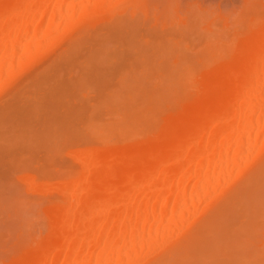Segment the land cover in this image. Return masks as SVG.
Here are the masks:
<instances>
[{
    "label": "bare ground",
    "instance_id": "obj_1",
    "mask_svg": "<svg viewBox=\"0 0 264 264\" xmlns=\"http://www.w3.org/2000/svg\"><path fill=\"white\" fill-rule=\"evenodd\" d=\"M200 1L204 0H0V90L29 64L45 57L70 37L69 41L77 33L94 29L108 16L121 15L116 23L112 17V22L109 20L110 24H106L112 25V29L105 26V30L111 40L117 37L115 40L119 46L121 43L124 52L118 50L122 54L114 48L118 43L110 42L106 33L104 42L107 39L110 45L100 44L103 39L94 44L99 36L93 35L97 30L104 31V27L95 28L92 34L90 30L88 38V44L93 41L94 45H99L95 48L102 50L91 53L96 58L90 55L89 64L98 57L97 60L103 61L104 50L107 51L105 46L112 51L113 42L115 46L112 44L111 48L118 52L116 56L124 59L119 67L113 65L114 69L108 71L110 67L106 66L100 73L99 66L100 69L90 66L93 69L92 73L87 71L89 78L85 68L83 70L88 81L83 80V73V81L80 76L77 81L68 79L74 82L72 86L78 82L75 88L71 87L73 93L75 89L86 87L92 75L91 82L96 85L101 81L98 76L105 74L101 75L103 78L100 76L103 79L100 83L106 85L110 78L119 74L120 87L116 88L120 89H115L118 91L116 96L115 90L109 94L111 88L117 86V83L115 86L111 83L116 80L108 81L113 84L111 88L105 86L111 90L104 89L100 83L96 85L99 87L100 84L99 89H104L103 97L113 93L111 100L108 96L99 98V103L104 100L99 106L105 108L110 101V109L114 101L118 107L114 103L111 107L119 110L120 93L124 94L122 99L127 100L131 108L124 103L127 106H122L124 110L112 109L127 114L130 123L127 119L122 120L126 117L122 113L121 120L127 121L129 127L125 122L122 126L132 131L126 134L127 129H119L118 134L122 131L124 134L122 142L119 137L116 140L119 142L107 139L111 132H118L114 130L117 125L119 128L121 120L115 121L117 125L113 127V124V129L108 127L111 130L107 125L101 129L109 130V134L101 133L98 131L101 128L99 120L93 115L98 110L104 113L105 109L101 107V111L97 106L95 114V108L90 109L86 117V120L90 118L88 126L96 119L95 123L97 121L96 125L100 127L94 128L95 123H91L93 135L100 134L94 139H103V134L105 141L97 139L100 144H96L94 140V145L76 149L71 154L80 165L78 172L51 177L36 174L30 168L19 170L15 166L22 164L16 158L18 156H13L17 151L12 152V146L25 135L14 129L17 126H8L12 124L8 123V118L15 111L5 116L1 110L0 120L8 117L5 118L6 126L19 132L21 137L18 139L17 134L6 129L16 137L11 138L13 144L10 145L9 134L0 128V135L4 133L5 137L0 136V148L1 141L7 140L6 147L3 145L0 150L4 149V153L7 151L8 156L14 157L10 159L15 164L8 161L18 169L13 167L15 174L19 171V175H11L14 170L9 171L10 166L5 163L7 154L4 156L0 151V264H264V0H223L224 6L222 0ZM150 17L155 20L156 27L170 26L174 31L169 30L166 35L152 33L156 30L141 34L138 28L146 24L141 22ZM92 23L95 24L91 27ZM195 32L199 34L196 39L192 38ZM81 35L83 37V33ZM83 38L87 39L86 36ZM97 60L92 65H96ZM70 63L66 60L65 67ZM65 69L62 77L69 71ZM94 70L100 75L97 76ZM106 71L114 72V75ZM57 75L54 79L49 76V81L57 80L55 85L64 92L71 82L66 80L67 77H60L69 83L67 87V82L64 84L55 79ZM154 77H158L157 83ZM149 84L152 90L155 88L154 92ZM58 87L52 92L57 93L49 92L51 98L42 101V96L48 95L47 91L41 96L42 103L40 97L36 100L41 103L44 113L37 110L36 102H33L36 107L32 110L25 108L28 112L23 117L28 118V126L32 120L35 123L41 118L42 122L38 123L45 125L46 117L50 116L49 121H52L59 114L57 120H53L55 125L46 123L49 133H44L48 135L41 133L45 127L42 131L40 127L36 128L46 136V142L50 140L47 143L43 140L45 136L42 139L40 133L34 134V123V133L27 134L32 128L26 124L23 132L31 128L26 134L34 135L41 148H47L54 141L53 137H56V143L61 132L60 137L69 131L65 123L72 111L67 107L70 105L68 96L73 99L72 93L67 89L64 95L68 93L63 101L67 111L58 109L63 106L64 98ZM94 87L92 89L100 95L99 89ZM136 90L142 92L138 97ZM131 92L137 102L139 96L142 97L139 98L142 100L138 103L139 109L135 107L137 103L133 104L134 99L133 102L130 99L132 103L127 99ZM21 103L17 107H22ZM49 109L56 113H50ZM21 111L25 115L23 109ZM20 114L18 122L23 118ZM12 118L16 121L13 115ZM27 118L21 122L28 123ZM59 120L61 122L57 124ZM2 121L0 126L7 128ZM12 126H15L14 121ZM55 126L56 131L61 130L59 133L52 129ZM19 142L21 140L17 145Z\"/></svg>",
    "mask_w": 264,
    "mask_h": 264
},
{
    "label": "rangeland",
    "instance_id": "obj_2",
    "mask_svg": "<svg viewBox=\"0 0 264 264\" xmlns=\"http://www.w3.org/2000/svg\"><path fill=\"white\" fill-rule=\"evenodd\" d=\"M184 1H188V0H184ZM195 1V0H194ZM213 1V0H212ZM196 2H199V0L197 1L196 0ZM201 2V1H200ZM205 2V0L203 1V2H201V3H204ZM207 2V1H206ZM205 2V3H206ZM214 2H221V1H218V0H214ZM223 3V4H222ZM222 5L224 6V2H223V0H222ZM114 16V15H113ZM113 16H108V17H106V20H105V22L103 21V22H101L100 24H98L97 22V26L95 27V26H93V28L95 27L96 29L98 28V29H102L103 27H104V31H102L101 32V30H97L96 31V33L93 35V36H95L96 34V38H98V36H99V38H98V40L96 39V41L94 42V44L95 43H98L99 41H101L102 39H103V43H100V44H104V43H108L109 41V39H110V42L111 41H113V39L111 40V38L110 37H108V35H109V33L107 34L106 32V30H105V26H108V27H106V29H108L109 27V29H112L111 28V26L112 25H106V24H110V22H112V20L114 21L115 20V23H116V19L117 20H119L120 18H122V17H120L121 15H115L116 17L114 18ZM118 16V17H117ZM113 17V18H112ZM112 18V20H110ZM150 19V20H149ZM148 20H145V21H143V22H141V23H146V24H140L141 25V27H139L138 29H140L141 30V34H146L147 35V33H149V34H151V32L150 31H152V30H156L155 32L153 31L152 33H159L158 35H166V34H169V30H172L171 28H170V26H169V28H167L168 26H165L164 27V29L162 28V27H160V26H162V25H160V26H158L157 25V27L155 26L156 25V22H155V20L153 19V18H149ZM152 19V20H151ZM109 20H110V22H109ZM101 21V20H100ZM114 23V22H113ZM93 24H95V23H92L91 24V27H92V25ZM103 24H105V25H103ZM157 24H159V23H157ZM114 25V24H113ZM156 28H155V27ZM173 25H171V27H172ZM175 27H178V25L177 24H175V26H174V28ZM180 27V26H179ZM183 26L181 25V27L180 28H182ZM94 28V29H95ZM94 29H87L86 31L88 32L89 31V33H87L86 31L84 32V31H82L81 33H83V37H85L86 36V40H84L85 38H83L82 37V35H81V33H77V34H79V36L78 37H76L77 36V34H76V38L75 37H73L70 41H69V39L71 38H69L68 40H66V41H64L63 43H61V44H59L58 45V47L56 48L55 47V50H53V51H49V53H47V55L45 56V57H42V58H40V59H38V60H36V61H34V62H32L31 64H29L28 66H27V68H24L23 69V71H21V73H20V75H18V77L17 78H15L13 81H11L10 83H8L7 85H5L3 88H1V90H0V107H2V105L4 104V106L2 107V108H0V114H1V110L3 111L2 112V114H4L5 116L6 115H8V114H10V112L11 111H15L14 113L13 112H11V113H13L12 115L14 116V118H16V121H15V119H13L12 118V120L14 121V123H15V126H12L13 125V121L11 120V117H12V115H11V117L10 118H8V117H2L1 118V120H3L2 121V123L3 124H5V126L4 127H7L6 125L8 124V123H10L11 125H8V126H11V127H16V128H14V129H18V131L20 132V134L21 135H25V137H24V139H20L21 140V142H19L18 143V145H17V142L18 141H20V140H18L17 141V139H15V141H17L16 143H12L13 141L11 140V138L14 140V138H16V137H13V135L14 134H17V137H18V139H19V137H21V135L20 136H18V134H19V132H16V130L15 131H13V130H10V128L9 127H7V128H2L1 126H0V128H1V130H2V132H3V130H5V133L8 135V136H12V137H10V138H8V136L7 135H5V136H7V139L9 140L10 139V145H12L13 144V146H12V152H13V150L15 149L16 151H17V153L16 152H14L13 153V156L15 157V156H18V157H16V158H18V160L19 161H21V164L22 165H15V166H18L19 168V170H22V169H24V168H30V170H32V172H35L36 174H48L47 176H49V175H51V177L52 176H54V177H60V175H62V174H64V173H68V172H70V173H74V172H78L79 170H80V165H79V163L78 162H76L73 158H72V153L77 149H79V150H83L84 149V147H85V149L87 148V147H89L90 145L92 146V145H94L92 142L95 140L94 138H95V136H97V135H100L99 134V132H101V133H104V132H108L109 130H111V129H113V127L115 126V124L117 125V121H119V119L121 120V113H122V116L124 115V116H126L124 119H122V120H125V119H127L128 121H129V123H130V118L128 119L127 117V114H124L123 112H121V113H118V112H115V108H117L118 106L115 104V103H117V102H114L113 101V103L115 104V106H117V107H115V106H113V107H111V105L113 104V103H111V105H110V109L108 108L109 107V103H110V101L108 102V104L106 105L107 107H103V106H99L100 104H102L103 103V99L105 98V96H108V94L107 95H105L104 97L101 95V94H103L104 95V89L107 87H109L110 86V88H111V86L114 84V86H115V84L117 85V86H115V87H113V88H109V89H107L106 88V90H111V91H109V94H110V92H112L113 90H115V89H120V88H116V87H120L119 86V84H118V82H119V80H120V75L118 74V73H116V71H115V75H117V77L115 78H113L114 80H116V81H112L113 79H111L110 77L112 76L111 74H113L114 72H108L109 70H111V69H114V67H113V65L115 66L116 65V67H119L118 65L119 64H121L120 63V61H123L124 59L122 58H120V55H119V57L118 56H116V54L118 53V52H116L115 53V50L117 49H119L120 51L123 49L122 48V46H121V43H120V46H119V43L114 39V41L113 42H117V43H115V44H117L116 46L113 44V42H112V44H113V46H115L114 48H116L115 50L113 49V48H111V47H113L112 46V44H111V47H110V50L112 49V51H109L108 50V45L107 44H105V45H107V46H105V47H107V51L109 52L108 54H105V52H107L106 50H104V49H106V48H104L103 50L105 51H103L104 52V60L102 61H99V60H97V59H95V60H97V62H98V64H101V65H98L97 64V62H95L94 64H96V65H92V63L95 61H92V63H90L89 64V61H90V55H92L93 54V52H94V54H95V52H96V49L98 50L99 48H95V46H97V47H99V45L98 44H96V45H94L92 42L93 41H91L90 42V44H88L89 42V40H88V38H90V35L92 34V32H94L95 30ZM178 29V28H177ZM90 30H91V34H90ZM175 30H176V28H175ZM179 30H181V29H179ZM179 30H178V32H179ZM100 31V32H99ZM110 31V30H109ZM108 31V32H109ZM149 31V32H148ZM172 31H174V29L172 30ZM171 31V32H172ZM177 31V30H176ZM176 31L174 32L175 34H176ZM182 31H183V28H182ZM97 32H99L100 34H102L101 35V37H100V35H99V33H97ZM113 32V31H112ZM111 31H110V33H112ZM168 32V33H167ZM184 32V31H183ZM87 33V34H86ZM107 34V39H106V41L104 42V38H106V34ZM173 33V34H174ZM180 33V32H179ZM113 34V33H112ZM112 34H111V37H112ZM171 34V33H170ZM80 35H81V37H82V40H80ZM114 35V34H113ZM117 35V34H116ZM92 36V37H93ZM103 36V37H102ZM110 36V35H109ZM114 37V36H113ZM112 37V38H113ZM197 37H199V34H198V32L196 33H194L193 35H192V38H194V39H196ZM101 38V39H100ZM74 39H79V40H75V41H73ZM100 39V40H99ZM193 39V40H194ZM81 41H83V42H81ZM85 41H86V43H87V45H85L86 43H85ZM77 42V43H76ZM102 42V41H101ZM109 42V43H110ZM83 43V44H82ZM108 43V44H109ZM81 44V45H80ZM84 45V46H83ZM90 45H94L93 46V48H91V46ZM110 45V44H109ZM75 46V47H74ZM80 46V47H79ZM101 46V45H100ZM103 46V45H102ZM117 46H119V48H117ZM73 47V48H72ZM88 47H89V49H88ZM121 47V48H120ZM103 48V47H102ZM94 49V50H93ZM74 50V51H73ZM118 50V51H119ZM68 51H70V52H68ZM102 52V50H101V48L98 50V52L97 53H99V52ZM119 51V52H120ZM121 52H124V51H121ZM120 52V54H122ZM71 53H73V58H75V59H73L72 57H71ZM76 53V54H75ZM92 53V54H91ZM65 55H66V57H65ZM70 55V56H69ZM100 56H102V54H100ZM107 56V57H106ZM133 56V55H132ZM92 57H95L96 58V55H92ZM128 57V56H127ZM130 57H131V55H129V59H130ZM68 58V59H67ZM73 60H72V59ZM106 58V59H105ZM92 59V58H91ZM110 59V60H109ZM132 59V61H133V57L131 58ZM66 60H67V62L68 63H70L69 65H67L66 67H65V65H64V63L66 62ZM69 60V61H68ZM93 60V59H92ZM105 60H108V61H106L105 63H103ZM75 61V62H74ZM110 61H111V63H110ZM87 62V63H86ZM91 62V61H90ZM129 63H130V60L128 61ZM86 63V64H85ZM103 63V64H102ZM71 64H73L74 65V67L72 68V66L73 65H71ZM105 64H107V65H105ZM126 63H124V65H125ZM128 64V63H127ZM126 64V65H127ZM60 65V66H59ZM77 65V66H76ZM82 67H81V66ZM85 65H87L88 66V69H87V66H85ZM103 65H105V66H103ZM111 65V66H110ZM129 65V64H128ZM127 65V66H128ZM59 66V67H58ZM69 66V67H68ZM76 66V67H75ZM84 66V67H83ZM90 66H93L94 67V69H96V66H97V68H101L102 70L104 69V68H106V66L109 68V69H107L108 71H106L107 73H111L110 75V79L109 80H111L112 82L111 83H113V84H111V83H109L108 81H107V84H109V85H103L102 83H100L103 79H100V76L101 75H103V74H101L100 75V73H103L104 72V70H106V69H104L103 71H101V69L99 70V69H97V70H99L100 71V73L99 72H97V70H94V71H96V73H98L97 74V76L98 75H100V76H98L99 77V80H101L100 82H98L97 81V79L94 77V80L95 81H97L96 82V85L98 84V83H100V84H102L103 85V87H104V89H102L101 88V90L99 89L100 88V84H99V87H96V85H95V82H91V80L93 79L92 77H93V75L90 77V79H89V82L90 83H92L91 85H90V83L89 84H87V82H84V84L86 83L87 84V86L89 85L90 87H84V88H82V89H75V90H73V93H72V88L71 87H73V88H75V86H76V84L78 83V82H76V84H75V86L73 85H71V84H73L72 82H71V80L73 79L74 80V78H75V80H76V78L79 80V76H80V81L82 80L81 79V75H82V77H83V80L85 81V80H87L88 81V79H87V76H86V74L84 73V68H85V72L87 73V71L88 70H92L93 69V67H90ZM99 66V67H98ZM103 68H102V67ZM121 66V65H120ZM126 66V67H127ZM56 67H58V68H56ZM61 67H64V68H62L61 69ZM71 67V68H70ZM61 70H60V69ZM65 68H67V69H65ZM69 68V69H68ZM75 68V69H74ZM77 68V69H76ZM127 68H129V67H127ZM126 68V69H127ZM57 69V70H56ZM63 69H65V71H68L69 72V75H68V72H65L64 74H66L67 76H64L63 75V77L61 76V73H62V71L64 72V70ZM80 69V70H79ZM82 69V70H81ZM117 69V68H116ZM26 70V71H25ZM55 70V71H54ZM58 70H60L59 72H58ZM71 70V71H70ZM74 70V71H73ZM125 70V69H124ZM57 71V72H56ZM73 71V72H72ZM90 71H88V72H90ZM113 71V70H112ZM56 72V73H55ZM73 74H71V73ZM156 72V71H155ZM76 73H78V74H76ZM81 73H83V74H81ZM91 73H92V71H91ZM121 73H123V72H121ZM59 76H58V75ZM88 74V78H89V73H87ZM93 74H95L94 72H93ZM152 74H154V73H152ZM55 75H57L56 77H55V79L56 78H58L59 80H61V78H64L65 77V79H66V77H67V79L66 80H68V82L70 81L71 83L69 84L67 81H64L63 79L61 80V81H63V82H65L64 84H66V82H67V87L69 86V85H71L69 88H65L66 90L68 89V91H69V93L71 92L72 94H71V96H72V98L73 99H71L70 100V98L71 97H69L68 96V93L66 94V96L65 97H67L68 96V100L70 101V105H71V107H69L70 105H68L69 103H67L68 102V100H67V102H66V105H68L67 107L69 108V109H71L72 111H70L69 109H68V111H70V113L69 112H67V113H69V115L67 116V123H65V124H67V127H69V131L67 132V134H65V135H63V136H61L60 137V135L62 134V132L60 133V135H59V138L57 139V141H56V143H55V140H56V137L54 138L53 137V139H54V141H52V142H50L49 144L51 145H48L47 146V148H41V147H39L40 145H39V143H38V145H37V142L38 141H36L37 139H35V136L34 135H28L27 136V134H33L34 132H32V131H34V129L33 128H35V133L34 134H37V136H38V133H40V131L39 132H37V130H36V128L37 127H40L39 129H41V131H42V128L43 127H45L43 130V132H41V133H44V132H47L48 130H47V128L49 127V124H48V126H47V124L46 123H50L51 124V126H53V125H55V121H53V120H55L57 117H59V114H56L57 116H56V118L55 119H53L52 121H49L50 120V116H48V115H50L49 113H48V111L50 110V113H52L53 111L51 110V109H49L48 111L46 110L45 112L46 113H48V117H46V118H48L47 120H48V122H45V125H43L42 123H38V121H40V122H42V118H41V120H37V121H35V123H34V120H32L33 121V123H34V125H33V123L32 124H30V126H28L29 125V120H28V118L27 117H23V116H26V112H28V111H26L25 110V108L27 107L28 108V110H30V108H31V110L33 109V108H35L36 106H39V108H37V110L38 109H40V114H42V113H44L43 112V110H42V108L40 107V105H41V96L42 95H44L47 91H48V85L50 86L49 88H51L52 89V91L50 92V91H48V95H47V97H45L46 95H44V97L42 96V101H44V99H46V98H48V97H50V93L51 94H54V93H57L58 91H56V92H54V93H52L53 92V89L55 90L58 86L57 85H55L56 83H55V81H57V80H55V81H49L51 78L49 77V76H52L53 77V79H54V76ZM76 75V76H75ZM105 75V74H104ZM103 75V76H104ZM114 75V74H113ZM69 76V77H68ZM103 76H101L102 78H103ZM108 76L109 75H107V79H108ZM155 76H157V75H155ZM47 78V82L45 81V78ZM61 77V78H60ZM105 77H104V79H105ZM68 78H72V79H68ZM92 78V79H91ZM154 78H157L154 82H158V77H154ZM52 79V80H53ZM82 80V81H83ZM77 81V80H76ZM93 81V80H92ZM106 81V80H105ZM59 83H60V81H58ZM47 83V84H46ZM52 83L54 84V85H52ZM58 83V84H59ZM103 83H105V82H103ZM41 84H43V87H40L41 86ZM46 84V85H45ZM63 83H62V87H64L63 85H64ZM69 84V85H68ZM80 84V83H79ZM94 84V86L96 87V88H98L99 89V91H100V95H99V92L98 91H95V90H93L92 88L94 87H92V85ZM154 84V83H153ZM61 85V84H60ZM101 85V86H102ZM151 85H152V83H151ZM150 84H149V87L151 86ZM155 86H156V84H154ZM153 85V86H154ZM45 86V87H44ZM66 86V85H65ZM82 86V85H81ZM106 86V87H105ZM60 87V86H59ZM58 87V88H59ZM94 87V88H95ZM61 88V87H60ZM59 88V89H60ZM77 88V87H76ZM91 88V89H90ZM95 88V89H96ZM62 90H61V93L63 92V88H61ZM71 89V90H70ZM87 89V90H86ZM97 89V90H98ZM148 89V88H147ZM154 89L155 88H153V90L151 89V87H150V90H152L153 92H154ZM66 90L62 93L63 94V97H64V95H65V93H66ZM80 90H81V92H80ZM105 90V91H106ZM149 90V89H148ZM60 91V90H59ZM67 91V92H68ZM103 91V92H102ZM50 92V93H49ZM74 92H76V93H74ZM113 92H115L114 94H115V96H116V94L118 93V91L117 90H115V91H113ZM136 92H137V97H138V93H140V95H141V93L142 92H140V91H137L136 90ZM136 92H134V94L136 93ZM79 93V94H78ZM124 93V92H123ZM62 94H61V97H62ZM75 94H76V96H75ZM132 94V96H134V97H129L130 95ZM131 94L127 97V95H126V97H127V99H129V101H130V99H131V101L133 100L134 101V105H135V103H137V105H135V107L137 108L138 106H140V105H138V103L140 102V101H142L141 99H142V97L141 96H139V98H141L140 100H139V98H138V101L139 102H137V97L135 96V95H133V93L131 92ZM98 95H99V97H98ZM120 95H122V97H120V101L118 100V102H119V107H120V105H121V107H120V109L122 108L123 109V107L122 106H125L126 104L128 105L129 103H127L126 101L127 100H125V99H122V98H124L123 97V95L124 94H121L120 93ZM144 94H142V96H143ZM101 96V97H100ZM110 96H113V93H112V95H109L108 97L110 98ZM35 97V98H34ZM38 97H40V104L39 103H37L38 101H39V98ZM51 97H52V95H51ZM50 97V98H51ZM60 97V98H61ZM62 97V98H63ZM65 97L63 98V100H62V98H61V100H62V103H63V101L65 100ZM98 97V98H97ZM103 97V99L101 100V102L102 103H99V98H102ZM32 99V100H31ZM67 99V98H66ZM97 99H98V101H97ZM112 98H110V99H108V100H111ZM32 102H31V101ZM36 100H38L37 102H36ZM48 101H49V99H47ZM47 100L45 101V102H47ZM121 100H122V103H121ZM123 100H125L124 102H123ZM24 101H25V104H24ZM30 101V102H29ZM51 101V100H50ZM49 101V102H50ZM128 101V102H129ZM130 101V103H132ZM15 102V103H14ZM23 104H22V103ZM33 102H36L37 103V105L35 106V105H33ZM65 102V101H64ZM106 102H107V100H106ZM18 103H21V105H22V107L21 106H19V107H17V104ZM30 103H32L31 104V106H29L30 105ZM35 103V104H36ZM98 103V104H97ZM121 103V104H120ZM124 103H126L125 105H124ZM7 104V105H6ZM27 104H29V105H27ZM106 104V103H105ZM133 104H132V106H133ZM140 104V103H139ZM20 105V104H19ZM64 103H63V106L62 107H60V108H58V109H62V108H66L67 109V107H64ZM96 105V106H95ZM131 105V104H130ZM92 106H94V107H92ZM97 106H98V108L100 109L101 107V109H105V110H103V112L104 113H100V111L98 110H96V108H97ZM129 106V105H128ZM30 107V108H29ZM96 107V108H95ZM125 107H127V106H125ZM130 107V106H129ZM135 107H133V109H135ZM6 108H8V110L6 109ZM23 109V112H25V115H24V113L22 114L21 112V110ZM54 108V107H53ZM95 108V109H94ZM115 109V110H113V109ZM131 108V107H130ZM140 107H138L137 109H139ZM6 109V110H5ZM63 109V110H64ZM64 110V111H67V110ZM90 109H94L95 111L93 112L94 114H95V112H96V115H93L94 117H97V120H99L98 122H99V124L101 125L100 127L99 126H97L96 125V123H97V121H96V123H95V120L96 119H94V117H92L91 119H94V121H91L90 122V126H88V123H89V119L88 120H86L88 117V112L90 111ZM100 109V110H101ZM118 110V111H121V110ZM126 109H128L127 111H130L129 110V108H126ZM125 109V110H126ZM132 109V111H134ZM136 109V110H137ZM6 112H5V111ZM18 111V113H16L17 111ZM55 110V109H54ZM111 110H113V111H111ZM116 110V111H117ZM124 110V109H123ZM135 110V111H136ZM52 111V112H51ZM56 111V110H55ZM54 111V112H55ZM60 111V110H59ZM102 111V110H101ZM126 111V113H128ZM42 112V113H41ZM53 112V113H54ZM58 112V111H57ZM62 112V111H61ZM98 112H99V114H101V117L99 116V114H98ZM21 113V114H20ZM45 113V114H46ZM56 113V112H55ZM58 113H60V112H58ZM62 113H64V114H66L65 112H62ZM72 113V114H71ZM18 114H20V117L22 116L23 118L21 119V118H19V120H20V122H21V120H24V118H27V122L28 123H25L26 121H24V123L23 122H18V120H17V117L19 116ZM64 114H61V116L62 115H64ZM91 114V113H90ZM118 115V116H117ZM1 116V115H0ZM9 116V115H8ZM45 115H43V117H44ZM52 117L53 116H55L54 114H52L51 115ZM60 116V117H61ZM65 116V115H64ZM65 116V117H66ZM91 116V115H90ZM100 117V119H98L99 117ZM123 116V117H124ZM50 117V118H49ZM87 117V118H86ZM5 118L7 119H9L8 120V123L6 124L5 123ZM45 117H44V119L43 120H45L46 119ZM62 118V117H61ZM58 119H60V118H58ZM0 120V121H1ZM36 120V119H35ZM57 120V119H56ZM121 120V122L119 121V124H121L120 126H119V128L116 126V128H115V130L114 131H116L117 133H115L114 131V134L111 132V134H109L110 132H108V134L109 135H111V136H113L112 138H111V136H108L109 138H107V139H109V140H114L115 142H119V141H116V140H118V137H119V139H120V141L122 142L123 141V137H124V134H123V131L120 133V134H118L120 131H119V129H121V130H125V129H127V130H125L124 131V133L126 132V134H127V131L128 132H132V131H130V129L129 128H127V127H125L124 126V128H123V123L125 122H127V121H122ZM7 121V120H6ZM10 121V122H9ZM64 121V117L62 118V122ZM85 121H87V124H85L86 122ZM116 121V122H115ZM58 122H61V120H59V121H57V124H60V123H58ZM65 122V121H64ZM95 123L94 124V128H96L97 127V129H98V127L100 128V130L102 129V128H104L105 127V125H107V128L108 127H110L111 128V126L113 125V127L110 129V128H108L109 130L108 131H106V130H98L99 132H98V134L96 135V133H95V135H93V131L94 130H91L92 129V124L91 123ZM108 122V123H107ZM115 122V123H114ZM1 123V122H0ZM22 123L24 124V125H22ZM36 123L38 124V126L36 125ZM52 123H54V124H52ZM112 123V124H111ZM26 124H27V127H31L32 128V125L33 126H36V127H33L32 128V130H31V128L30 129H28V130H31L30 132H28L27 134H26V132L28 131H26V132H23L24 130H26V128L27 127H25L26 126ZM64 124V125H65ZM85 124V125H84ZM128 123H126V126H128L127 125ZM42 125V126H41ZM110 125V126H109ZM129 125H131V124H129ZM47 126V127H46ZM62 126V125H61ZM61 126L59 127L58 126V128H61ZM86 126H88V128L86 127ZM103 126V127H102ZM122 126V127H121ZM56 127L57 126H55V128H52V129H55L54 131L55 132H58L59 133V131H61V130H59V131H56ZM63 127V126H62ZM66 125H65V127H63V129L65 130L66 128ZM90 127V128H89ZM129 127V126H128ZM9 128V130L10 131H13L12 133H13V135H11L12 133H10V131H9V133H7V130L6 129H8ZM24 128V129H23ZM93 128V129H94ZM52 129H51V132H52ZM62 129V128H61ZM90 129V130H89ZM63 130V131H64ZM67 131V130H66ZM104 131V132H103ZM2 132H0V133H2ZM16 132V133H15ZM54 132V133H55ZM41 133L39 134L40 136H39V138L40 137H42V139L44 138L43 136H45V135H48V133H49V131H48V133L47 134H45V135H41ZM58 133H57V136H58ZM65 133V132H64ZM53 134V133H52ZM51 134V135H52ZM113 134V135H112ZM125 134V135H126ZM131 133H129L128 135H130ZM4 133L3 134H1L0 136H2L1 138H5L4 136ZM122 135H123V137H122ZM128 135H126L125 137L127 138L128 137ZM29 138V139H27V137ZM36 136V137H37ZM54 136V135H53ZM102 137H103V139H100V141L101 140H104L105 141V139H106V137H105V139H104V135L102 134L101 135ZM23 137V136H22ZM121 137H122V140H121ZM25 138L27 139V140H25ZM32 138H34L35 139V141L36 142H34V139H32ZM38 138V137H37ZM38 138V139H39ZM47 138H49V136L47 137ZM115 138H117V139H115ZM125 138V139H126ZM2 139V140H3ZM46 139V136H45V138L43 139V140H45ZM51 139V138H50ZM53 139H51V140H53ZM98 139V138H97ZM96 139V140H97ZM98 139V140H99ZM28 140H30V141H28ZM40 140V139H39ZM42 140V141H43ZM47 140V139H46ZM46 140L44 141V142H46ZM95 140V141H96ZM108 140V141H109ZM5 141V140H4ZM4 141H1V144H3V145H5L6 144V142H7V140L5 141V143H4ZM50 140H48L47 142H49ZM94 141V143H99V142H95ZM41 142V141H40ZM43 142V143H44ZM46 142V143H47ZM22 143V144H21ZM25 143V144H24ZM42 143V144H43ZM54 143V144H53ZM92 143V144H91ZM102 143H103V141H102ZM7 144H9V141H8V143ZM16 144V145H15ZM53 144V145H52ZM100 144V143H99ZM2 145V146H3ZM44 145V144H43ZM42 145V146H43ZM88 145V146H87ZM2 146H1V148L0 149H2ZM9 146V145H8ZM7 146V147H8ZM45 146V145H44ZM43 146V147H44ZM87 146V147H86ZM5 147H6V145H5ZM11 146H9L8 147V149L10 150L11 148H10ZM14 147V148H13ZM3 148H4V146H3ZM7 149V150H8ZM4 150V149H3ZM3 150H0V151H2L3 152V154H4V156L7 154V156L6 157H4V159L5 160H7L8 161V159L9 160H11L12 158H14V157H12V155H9L8 156V154H10V153H8L7 151L4 153V151ZM20 152V154H18L19 152ZM26 152V153H24V152ZM10 152V151H9ZM11 152V153H12ZM22 153H24V154H22ZM2 154V153H1ZM15 154V155H14ZM16 154H18V155H16ZM3 157V156H2ZM11 158V159H10ZM16 158H15V160H16ZM7 161H5V163L6 164H8L7 165V167H9L10 169H9V171L11 170L12 171V169L14 170V173L13 174H11V175H19V171H18V174H15L16 172H15V169L13 168V167H15V166H12V165H10V163L11 162H13L12 160H11V162H7ZM19 161H18V163H19ZM14 163V162H13ZM17 163V164H18ZM15 164V163H14ZM11 166H12V168H11ZM22 166V167H21ZM16 168V167H15ZM17 168H16V170H18ZM29 170V171H30ZM23 171H25V170H23ZM22 171V172H23ZM26 171H27V169H26ZM13 172V171H12ZM21 174V173H20Z\"/></svg>",
    "mask_w": 264,
    "mask_h": 264
}]
</instances>
